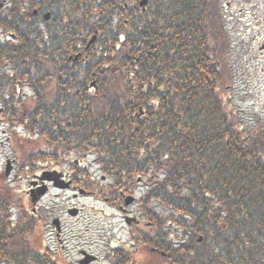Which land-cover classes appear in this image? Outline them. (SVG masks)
Masks as SVG:
<instances>
[{
    "label": "trees",
    "instance_id": "1",
    "mask_svg": "<svg viewBox=\"0 0 264 264\" xmlns=\"http://www.w3.org/2000/svg\"><path fill=\"white\" fill-rule=\"evenodd\" d=\"M140 1L10 0L0 128L12 182L68 164L75 186L118 205L143 179L149 228L131 232L145 250H110L111 264H264V123L233 93L229 6ZM4 174L0 264H69Z\"/></svg>",
    "mask_w": 264,
    "mask_h": 264
},
{
    "label": "rangeland",
    "instance_id": "2",
    "mask_svg": "<svg viewBox=\"0 0 264 264\" xmlns=\"http://www.w3.org/2000/svg\"><path fill=\"white\" fill-rule=\"evenodd\" d=\"M222 1L229 6L225 16L233 39L231 63L235 81L233 93L237 97V105L247 122L264 123V0ZM19 133L23 134L21 131ZM12 153L7 134L2 133V128H0L1 175H5L7 160L11 158ZM92 159L90 158L89 162H92ZM11 165L12 171L9 175L11 184L26 191V206L30 205L31 209L27 187L33 177L12 182L16 177V165L12 163ZM47 168V166L39 167L38 173ZM54 169L64 174L71 172L68 164ZM89 170L97 177V180L102 181L101 177L106 179L96 163L89 164ZM108 181L110 179L103 180L102 183ZM138 184L140 185L137 187L136 194L140 196L145 186L144 182ZM77 193L71 188L50 186L48 193L36 205L39 212L48 218L50 226H47L48 229L44 235L47 243L54 250H59L62 256L72 264H78V261L83 258L81 251L98 257L92 264H111L107 257L110 244L126 243L131 240L130 229L123 213L111 202H105L103 195L99 198L95 194L87 196ZM73 207L80 209L77 216L68 213V210ZM128 209L134 214H140L138 202L129 206ZM55 217L61 219L60 237L55 236V230L53 232L51 227L53 225L50 224ZM52 234L54 236L50 237Z\"/></svg>",
    "mask_w": 264,
    "mask_h": 264
},
{
    "label": "flooded vegetation",
    "instance_id": "3",
    "mask_svg": "<svg viewBox=\"0 0 264 264\" xmlns=\"http://www.w3.org/2000/svg\"><path fill=\"white\" fill-rule=\"evenodd\" d=\"M0 3H2V6L0 7V21H1V20L4 19V16H6V15L8 14V8H9V6H10V0H0ZM18 22H19V19H18V18H15L14 23H18ZM14 41H16V35H15L14 33H12V32L4 31V30L0 27V42L4 44V43H7V42H14ZM34 179H35V178H34ZM103 180H104V179H102V181H103ZM39 185H40V184H38V185L35 186V190L39 187ZM73 188H75V186H73ZM75 189H76V188H75ZM35 197H37V196H32V200H33ZM36 201H40V198L37 197V200H36ZM135 202H136V201H135ZM133 205H134V203H133V204H130V206H133ZM116 206H117L118 209L123 213V217H124L125 221H126V219H127L128 217H130V218L132 219V220H131V225H130L129 229H131V226H137V227H141L142 229H146V230H147V228H148V223H147V221L144 220V218H143L142 215H140V214L137 215V214L132 213V212L128 209L129 206H125V205H124V198H123L122 201H121L118 205H116ZM78 212L80 213V209H79ZM33 214L36 215V217L41 218V220H44L43 227H44V232L46 233V230H47L48 227L50 226V225H49V222H48V218L45 217V215L40 214L37 208H36V210L33 209ZM55 218H56V217H55ZM55 218H54V219H55ZM57 218H59V217H57ZM54 219L52 220V222H50V224L53 225V226H51V227H52V229H53V232H54V230H55V236H56V237H60V236H61V232H62L61 219L59 218V226L61 227V228H60V229H61L60 231L58 230V227H57L56 223L54 224ZM47 226H48V227H47ZM45 228H46V229H45ZM53 236H54L53 234L50 235V237H53ZM113 245H114V244H113ZM113 245L110 246V249H112V250H114V249L116 248V247L113 246ZM133 246H135V244H134ZM117 247H118V248H124L122 245H118ZM143 250H145V249H144V248H142V249L140 248V249H139V247H137V246L134 247V251H143ZM85 254H88V252H86V251H81V255H82V256H84ZM89 254H90V253H89ZM97 258H98V257H97ZM97 258H95V260H94L92 263L96 262ZM69 264H72V263H69ZM78 264H80V260L78 261Z\"/></svg>",
    "mask_w": 264,
    "mask_h": 264
},
{
    "label": "water",
    "instance_id": "4",
    "mask_svg": "<svg viewBox=\"0 0 264 264\" xmlns=\"http://www.w3.org/2000/svg\"><path fill=\"white\" fill-rule=\"evenodd\" d=\"M148 3V0H141L140 1V6L145 9L146 5ZM2 6V3H0V7ZM50 16L49 13H47L45 15V18L48 19ZM96 39V35H94L92 37V39L89 41V45L94 42V40ZM12 167L10 165V162H8L7 164V169H6V173L7 175L10 174V171H11ZM60 177H61V174L60 173H57L56 171H45L42 173V175L39 177L40 180L43 182V185L40 186L37 191L35 190H31V195L32 196H37V197H40L44 194H46L47 190H48V186L46 185V181H53L54 182V186L56 187H59V188H67L70 186L71 184V181L69 182H64V180H60ZM36 184V183H35ZM84 192V191H82ZM37 197H35L33 199V202H36L37 200ZM134 200V196H128L126 198V204H129L131 203L132 201ZM69 213L71 215H77L78 214V210L73 208V209H70L69 210ZM56 223L57 227H58V230H60V226H59V218H56L54 219V224ZM94 260V256L92 255H89L87 254L86 257L81 261L82 264H89L91 261Z\"/></svg>",
    "mask_w": 264,
    "mask_h": 264
}]
</instances>
